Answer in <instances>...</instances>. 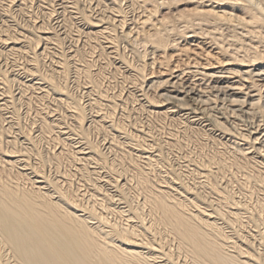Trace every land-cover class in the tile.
Returning a JSON list of instances; mask_svg holds the SVG:
<instances>
[{
	"label": "bare ground",
	"instance_id": "obj_1",
	"mask_svg": "<svg viewBox=\"0 0 264 264\" xmlns=\"http://www.w3.org/2000/svg\"><path fill=\"white\" fill-rule=\"evenodd\" d=\"M64 1L81 19L82 29L87 28V39L107 57V65L134 73L156 118L180 115L194 135L187 136H207L224 150L216 147L211 155L190 156L186 166L158 175L155 158L142 143L144 136L131 134L128 125L115 120L117 99L100 87L91 64L79 70L89 85L86 97H96L87 104L83 95L76 97L69 90L72 58L60 57L55 70H44L39 62L46 52L44 48L40 53L42 42L60 43L59 31L46 23L33 24L32 30L29 26L34 65L24 71L37 82L31 87L41 91L38 99L52 96L64 112L58 117L48 111L34 128L21 126L19 135L28 141L24 145L14 130L15 121L22 125V99L14 97L18 84L14 87L17 82L0 68L5 96L0 95V112L12 111L7 113L15 120L7 127L0 113V264H264V0H90L92 13L81 4L86 0ZM180 3L195 7L176 13ZM80 29L78 39L85 34ZM14 35L3 40L22 51ZM124 43L127 47L122 48ZM169 52L192 61L190 67L187 62V68L178 64L173 69L175 54ZM156 68L165 71L147 74ZM89 106L98 110L91 122ZM67 119L72 123L63 128ZM113 132L131 137L128 142L135 144L125 146ZM95 134L107 138L105 143L92 138ZM45 139L62 151L55 152V146L53 152L41 149ZM178 140L166 141L169 149L182 147ZM157 145L162 156L166 147ZM62 160L70 169L58 173L60 177L48 175L45 166L52 161L59 166Z\"/></svg>",
	"mask_w": 264,
	"mask_h": 264
},
{
	"label": "rangeland",
	"instance_id": "obj_2",
	"mask_svg": "<svg viewBox=\"0 0 264 264\" xmlns=\"http://www.w3.org/2000/svg\"><path fill=\"white\" fill-rule=\"evenodd\" d=\"M24 1H26V0H24ZM23 0H17V2L16 3H14V5H12L11 4V2H7V0H0V29L2 28V30H0V32L2 31L3 32V34H1L2 36H0L1 38H2V40L4 39L5 40V38L6 39H8L9 38V36L10 35H14V36H16V37H18V39H20V45L18 46V47H22V51L20 50H17V49H19V48H16V49H14V48H12L13 47V45H11V41H9V43H6L4 40H3V42H2V40L0 39V53H1V55H0V64H1V66H0V68H1V70H3L4 69V71H6V72H8V74H9V76L11 77V79H13L14 81H16L17 83L16 84H13V86L15 87L17 84L19 85H17L16 87H15V90H14V93L16 94V96H15V94H14V97L16 98V99H22L21 100V103H18V106H19V121H21L22 122V125L20 124V127H18V125H17V122L14 120V118H13V116H12V114L11 113H7V112H12V111H1L0 113L1 114H5V115H3L4 116V118H6V126L8 125L9 126V124L11 125V123H14V121H15V123L14 124H16L15 126V128H14V130H16L15 131V133L16 132H18V136H19V138H20V141L21 142H25L24 143V145L25 144H27V142L28 141H25V139L23 140V138H24V136L23 135H21V137H20V135H19V128H21V126L22 127H25V128H27V127H32V128H34V127H37L38 125H33V123H35L36 124V122H38V119H39V117L42 115V116H44L45 115V113H47L48 111L49 112H53V110L55 111L54 112V115L56 116H58L59 117V115H60V110H61V112L63 113L64 111H63V107L61 106V105H57V104H55L53 101V97L51 96V99L53 100H51V99H38V98H40L41 97V91H39V90H37V92H36V90L34 89V88H32L31 86L33 85V84H36L37 82H34V81H32L31 79V77H27V75H26V73H25V68L26 69H30V68H32L33 67V65H34V63H33V59H32V57H33V54H31V51H30V49H29V46H28V41H29V39L31 38V35H30V33H29V29H30V27H31V30L33 29L32 27H34L33 26V24L35 25V26H41L43 23H46L48 26H49V28H52L53 29V27H54V31L55 32H57V31H59V32H57V34H58V39H59V42L60 43H55L54 41V43L52 42V41H43L42 43H43V49L40 51V53L44 50V48H46V52H43V53H45V54H43L41 57H39V62H40V64L42 65V67H44V70L45 69H56V67L59 65V62H58V60L59 61H61V59H63V57H66V58H72V59H70L69 60V64H71V80H70V84H69V90H70V93L71 94H73L74 96H76L77 97V94H78V97L80 98L82 95V97H83V100H85L84 102H87V104L89 103V98H90V100L91 101H93L92 99L93 98H96L95 96L94 97H86L87 95L85 94L87 91V89L86 88H88L89 87V85H85L86 83H83L84 82V77H83V75L82 74H80L79 73V70H81V69H83V67L85 66V65H87V64H91L90 66H91V71L93 72V75L95 76V78L97 79V80H99L100 81V87H101V85H102V89H104V91H106L107 92V94H109V96H111V97H116V99H117V103H118V108H117V111H116V113H115V120L116 121H120L121 123L123 122L124 123V125H125V127L127 128L128 126V130L131 132V134H136V135H138L139 137L140 136H142V137H140V138H142L143 139V136H144V139L145 140H143V145H146L147 147H146V149L151 153L150 155H152V157H153V159L155 158V159H157V162H156V160L154 161L153 160V164H155L154 165V169L156 170V168H157V170L155 171V173L157 172V174L158 175H163L164 174V176H167L168 175V170H169V168H171V167H174L175 169H178L179 167H181V166H184V164H185V166L187 165V160L189 161H191V157H192V159L193 158H195V155H196V158L198 157V156H201V155H203V154H205V156L206 155H211V154H213V153H215L216 151V149L217 148H219V149H221V150H224L223 149V147L222 146H217V144H215L213 141L214 140H211V139H209V137H202V136H200L199 137V140H196V139H194V138H192V137H189V136H187V135H190V136H192L193 135V132H192V130L190 129V128H187V125H183V123H182V121L183 120H179L180 119V115L179 116H173V118H172V120L170 119L171 117H172V115L170 116V118H167L166 119V117H164V118H162L163 119V121H162V119L160 118V119H158V118H156L157 116L156 115H154L153 113H151V109L149 108V104L148 103H146L144 100H143V98L144 97H142L141 96V93H140V91H139V89H138V87H137V85L135 84V82H134V77L133 76H131V75H134V73H132L131 71L130 72H128L126 69H124L125 67H122L120 70L118 69V72H117V67H115V66H109V65H107V57H105V56H103L102 54H101V50H100V48L98 47V49H97V47H95V43H94V41H90L89 39H87L88 37L86 36L87 34L86 33H88V30H87V28H83L82 29V27H83V24H82V21H81V19L79 18V16H76L75 14H74V12L75 11H73V9L69 6V5H71V4H67L66 3V1H64V0H27L26 2H24ZM30 1H32V2H30ZM45 1H47V2H45ZM53 1V2H52ZM64 1V2H63ZM88 1V2H87ZM89 1L90 0H86V3H84V2H82L81 4L83 5V7H85V9L86 10H88L89 11V13H92V12H90L91 11V9H90V5H89ZM20 2V3H19ZM24 2V3H23ZM63 2V3H62ZM7 3V4H6ZM22 3V4H21ZM26 3V4H25ZM32 3V4H31ZM21 4V5H20ZM30 4V5H29ZM65 5L66 6V10L68 11H65V12H67V14L66 13H64V8H65V6L63 7V6H61V5ZM86 4V5H85ZM124 4V3H123ZM182 4V5H181ZM184 4H186V3H180V5H179V7H177L176 8V10L175 9H173V13H175V11H176V13H178V11H180V10H184V8L186 9L187 7L189 8V9H192V8H194L195 7V5H184ZM68 5V6H67ZM26 6V7H25ZM45 6V7H44ZM89 6V7H88ZM193 6V7H192ZM57 7V8H56ZM61 7H63V8H61ZM123 7H124V9H126L127 8V5L126 6H124L123 5ZM7 8V9H6ZM8 8H10V10L8 9ZM13 8V9H12ZM20 8V9H19ZM70 8V9H69ZM93 9H95V6L94 7H92ZM180 10H179V9ZM181 8H183V9H181ZM22 9H24V11L22 10ZM56 10V12H54L55 10ZM24 12V13H22V11ZM95 10H97V9H95ZM8 11H10L11 13H7ZM27 11V12H26ZM33 11V12H32ZM37 11V12H36ZM63 11V12H62ZM128 11V10H127ZM6 12V13H5ZM46 14H45V13ZM49 12V13H48ZM33 13L35 14V15H33ZM53 13H55V14H53ZM70 13V14H69ZM139 13V12H138ZM175 13V14H176ZM10 14H12V16L10 15ZM22 14V15H21ZM52 14L53 15H55V16H52ZM57 14V15H56ZM136 14V13H135ZM8 15H10V16H8ZM27 15V16H26ZM43 15V16H42ZM69 15V16H68ZM72 15V16H71ZM132 15L134 16V13L133 14H131L130 15V18L129 19H131V17H132ZM34 16V17H33ZM38 16V17H37ZM44 16H46L45 18H47V19H45L44 18ZM50 16V17H49ZM64 16H65V18L66 19H64ZM73 16H75V17H73ZM14 17V18H13ZM57 17V18H56ZM61 17V18H60ZM70 17H72V18H75V19H73L72 21H71V18ZM78 18H79V20H78ZM17 19V20H16ZM50 19V20H49ZM36 20V21H35ZM22 21V22H21ZM50 21V22H49ZM65 23H64V22ZM16 22V23H15ZM17 22H19V23H17ZM49 22V23H48ZM40 24V25H39ZM65 24V25H64ZM9 25V26H8ZM28 26V27H27ZM30 26V27H29ZM78 26V27H77ZM82 26V27H81ZM5 28V30H4V28ZM9 27V28H8ZM12 27H13V29H12ZM22 27H24L23 29H22ZM58 27V28H57ZM65 27H66V29H65ZM68 27V28H67ZM11 28V29H10ZM81 28V29H80ZM10 29V31L11 32H13V33H11L10 31H8ZM18 29V30H17ZM82 30V34H83V32H85V34L84 35H82L81 36V39H78L79 38V33H78V30ZM85 29V30H84ZM7 30V31H6ZM23 30V31H22ZM77 30V31H76ZM16 31V32H15ZM20 31H21V33H20ZM27 31V32H26ZM8 33L7 35L5 34V33ZM25 32V33H24ZM74 32V33H73ZM10 34V35H9ZM24 34H25V36H24ZM28 34V35H27ZM79 34V35H78ZM18 35V36H17ZM21 35V36H20ZM6 36H8V38L6 37ZM13 36V37H14ZM24 36V37H23ZM71 36H72V38H71ZM86 36V37H85ZM11 37V36H10ZM61 37V38H60ZM23 38V41L21 40ZM28 38V39H27ZM65 38V39H64ZM76 40H75V39ZM24 39H27V40H24ZM61 39V40H60ZM57 40V39H56ZM64 40V41H63ZM78 40V41H77ZM81 40V41H80ZM84 40H87V41H89V43L87 42V41H84ZM80 41V42H79ZM6 44H5V43ZM46 42V43H45ZM88 43V45H87V43ZM3 43V44H2ZM23 43H24V47H23ZM45 43V44H44ZM76 43V44H75ZM92 43V44H91ZM69 44V45H68ZM11 45V46H10ZM44 45H46V46H44ZM78 45V46H77ZM88 47H87V46ZM127 44H125L124 43V45H122V48L124 47V46H126ZM93 46V47H92ZM94 47H95V49H94ZM127 47V46H126ZM57 48V49H56ZM72 48V49H71ZM131 48V47H130ZM129 47H128V49L131 51V49H130ZM138 48V50H141V52H143V49H141V47H137ZM10 49V50H9ZM59 49V50H58ZM64 49V50H63ZM79 49V50H78ZM92 49H94V51L92 50ZM97 49V50H96ZM2 50H3V55H2ZM11 50H12V52H11ZM16 50V51H15ZM128 50V51H129ZM18 51V52H17ZM28 51V52H27ZM48 51V52H47ZM77 51V53H75ZM125 51V50H124ZM21 52V53H20ZM27 52V53H26ZM78 52H81V54H78ZM89 52V53H88ZM127 52V51H126ZM6 53V54H5ZM11 53V54H10ZM18 53V54H17ZM20 53V54H19ZM29 53V54H28ZM58 53V54H57ZM65 53V54H64ZM75 53V54H74ZM99 53V54H98ZM128 53V52H127ZM130 54H131V52H129ZM61 54V55H60ZM64 54V55H63ZM72 54H74V56L72 55ZM77 54L79 55V56H77ZM169 54H175V55H172L173 56V62H172V64H173V69H176L177 68V66H178V64L180 65V66H178V67H180V68H184L185 69V67L187 66V67H190V63L189 62H192V61H189L188 59L186 60V57H184V56H180V55H176L177 53H173V52H169ZM12 55V56H11ZM21 55H23V56H21ZM69 55V56H68ZM84 55V56H83ZM100 55L101 56H103L104 57V59H103V57H100ZM109 55V54H108ZM7 58H6V57ZM29 56V57H28ZM47 56V57H46ZM68 56V57H67ZM70 56H72V57H70ZM83 58V59H81V57ZM60 57H61V59H60ZM79 57H80V59H79ZM109 57V56H108ZM113 57V56H112ZM193 58H194V56H192ZM99 58V59H98ZM106 58V59H105ZM110 58H111V55H110ZM76 60V61H75ZM78 60V61H77ZM82 60H84V61H82ZM103 60H105V61H103ZM80 61V62H79ZM97 61V62H96ZM83 62V63H82ZM181 62V63H180ZM188 62V64L186 65V63ZM201 62H203V61H201ZM32 65H31V64ZM77 63V64H76ZM79 63V64H78ZM85 63V64H84ZM76 64V65H75ZM106 64V65H105ZM30 65V66H29ZM105 65V66H104ZM184 67H183V66ZM9 66V67H8ZM80 66H81V68H80ZM104 66V67H103ZM107 66V67H106ZM109 66V67H108ZM28 67V68H27ZM46 67V68H45ZM49 67H51V68H49ZM186 67V68H187ZM7 68V69H6ZM23 68V69H22ZM93 68V69H92ZM106 68V69H105ZM14 69V70H13ZM11 70V71H10ZM16 70V71H15ZM23 70V71H22ZM13 71V72H12ZM15 71V72H14ZM101 71V72H100ZM122 71V72H121ZM162 72H164L165 70H161ZM160 71V69H154V70H149L148 72H147V74H149V76H152V73H155V74H153V75H158V73H160L161 72ZM12 73V74H11ZM120 73V74H119ZM131 73V74H130ZM17 74V75H16ZM123 74V75H122ZM79 75H80V77H79ZM116 75V76H115ZM78 76V77H77ZM17 80H16V79ZM19 78V79H18ZM21 78V79H20ZM107 78V79H106ZM110 79V80H109ZM132 79V80H131ZM195 78H192V80H194ZM18 81H21L20 83L18 82ZM24 82V83H23ZM34 82V83H33ZM80 82V83H79ZM132 82V83H131ZM15 83V82H14ZM82 83H83V85H82ZM2 83L0 82V88L1 87H3V88H1L0 89V95L2 96V97H5L4 95H3V93H2V90L4 89V86H2L1 85ZM31 84V85H30ZM104 84V85H103ZM110 84V85H109ZM113 85V86H112ZM21 86V87H20ZM13 87V88H14ZM78 87V88H77ZM108 87V88H107ZM17 88V89H16ZM35 88H37V87H35ZM121 88V89H120ZM79 89V90H78ZM81 89V90H80ZM111 89V90H110ZM26 90H27V92H26ZM35 90V91H34ZM123 90V91H122ZM125 90V91H124ZM131 90V91H130ZM40 92V93H39ZM123 92V93H122ZM132 92H136L135 94H133ZM132 95H131V94ZM85 94V95H84ZM120 94H121V96H120ZM124 94V95H123ZM81 95V96H80ZM115 95V96H114ZM117 95H118V97L119 98H117ZM133 95H134V97H133ZM40 96V97H39ZM124 98H123V97ZM128 96V97H127ZM130 96V97H129ZM135 96H137V97H135ZM2 97H0L1 99H3ZM84 97H86V98H84ZM121 97V98H120ZM139 97V98H138ZM92 98V99H91ZM129 98L131 99V100H129ZM0 99V100H1ZM24 99V100H23ZM30 99H31V101H30ZM120 99H122V101L123 102H121V100ZM127 100H129V101H127ZM132 100H133V102H132ZM136 102H135V101ZM138 100H140V101H138ZM51 101V102H50ZM126 101V102H125ZM34 102V103H33ZM129 102V103H128ZM135 102V103H134ZM141 104H140V103ZM3 103V101H0V104H2ZM26 103V104H25ZM105 103H107V102H104L103 103V105H108V104H105ZM122 104L121 106H120V104ZM124 103V104H123ZM20 104V105H19ZM25 104V105H24ZM94 104V103H93ZM128 104V105H127ZM144 104V105H143ZM148 104V105H147ZM57 107H56V106ZM141 105H143V107L141 106ZM22 106V107H21ZM144 106L146 107V109L144 108ZM21 107V108H20ZM47 107H49V108H47ZM53 107V108H52ZM126 107V108H125ZM30 108V109H29ZM52 108V109H51ZM59 108V109H58ZM61 108H63V109H61ZM92 108V107H88V113L87 114H89L88 115V120L91 122L92 121V118H91V116L92 115H94L95 114V112H97L98 110L97 109H95V108H92V110H90V109ZM105 108H107L108 109V107L107 106H104V107H102V109L103 110H105ZM143 109V110H139V109ZM22 109V110H21ZM27 109V110H26ZM123 109V110H122ZM150 109V110H149ZM148 110V111H147ZM33 111V112H32ZM89 111H91V112H89ZM5 112V113H4ZM8 114V115H7ZM11 114V115H10ZM38 114H40V115H38ZM53 115V116H54ZM11 116V117H10ZM149 116V117H148ZM57 117V118H58ZM139 117V118H138ZM177 117V118H176ZM9 118V119H8ZM56 117H55V119H57ZM59 119H61V117L59 118ZM141 119V120H140ZM35 120V121H34ZM178 120V121H177ZM62 121V120H61ZM65 120H63L62 121V123L64 124L63 125V128H68V126L66 127V122H67V124L69 123H72V121L71 120H69V119H67L65 122H64ZM133 121V122H132ZM172 121V122H171ZM174 121V122H173ZM180 121V122H179ZM179 122V123H178ZM26 123V124H25ZM122 123V124H123ZM127 123V124H126ZM144 123V124H143ZM31 124V125H30ZM131 124H133V125H131ZM29 125V126H28ZM126 125H128V126H126ZM7 126V127H8ZM130 126H131V128H130ZM137 127V128H136ZM164 127V128H163ZM18 128V129H17ZM193 129L195 128V126H193L192 127ZM196 128H198V127H196ZM131 129V130H130ZM135 129V130H134ZM189 129V130H188ZM139 130V131H138ZM142 130H143V132H142ZM56 131H58V130H56ZM67 131V130H66ZM186 131V132H185ZM145 132V133H144ZM192 132V133H191ZM141 133H143V134H141ZM149 133V134H148ZM112 134H114V135H116L119 139V142H121V143H125L126 145L125 146H129V143L130 142H132L133 140L131 139V137H128V138H125V137H127L126 135H123V137L121 136V134H117V133H115V132H113ZM145 134V135H144ZM15 135V134H14ZM36 136L38 135L37 133L35 134ZM99 136V137H98ZM101 136V137H100ZM124 139H121V137ZM137 136V137H138ZM152 136H154L155 138H156V140H155V138L154 137H152ZM46 137H49V136H46ZM146 137H147V139H146ZM189 137V138H188ZM193 137H194V135H193ZM92 138H94V139H98L97 141H99V142H101L102 141V143H105L104 141H105V139H107V138H105L103 135H93L92 136ZM110 138H113V136L111 135L108 139H110ZM154 138V139H153ZM180 140V142H182L183 141V143H181V145H183L182 147L180 146V144L178 145V146H173V147H170V149H169V145L170 144H168V143H166V141H168L169 143H173V142H175L174 141V139L175 140H178V139ZM181 138V139H180ZM206 138H208V139H206ZM211 138V137H210ZM129 139L130 140H132V141H130V142H128L129 141ZM141 139V140H142ZM171 139V140H170ZM193 139V140H192ZM206 139V140H205ZM104 140V141H103ZM138 140H139V138H138ZM150 140V141H149ZM153 140V141H152ZM157 141V142H155V141ZM160 140V141H159ZM173 140V141H172ZM178 140V141H179ZM182 140V141H181ZM189 140V141H188ZM196 140V141H195ZM45 141L47 142V143H45ZM49 141V139H45L44 141H42L41 143H40V148L42 149L43 148V150L44 151H46V152H49V151H52L53 152V148H54V146H55V152H57V151H59L58 153H60L61 151H62V149H61V146H56L55 145V143H53L52 141L50 142H48ZM144 142H149L150 144H149V147H148V143H144ZM154 142L156 143V144H154ZM162 144H161V143ZM188 142V143H187ZM201 142H202V145H200L201 144ZM204 142V143H203ZM102 143H101V145H102ZM106 143H108V141H106ZM128 143V144H127ZM132 143H134L135 144V142H132ZM151 143H153V144H151ZM163 143H164V145H163ZM176 143V142H175ZM198 143H200V144H198ZM157 144H159L160 146L161 145H163V147H166L165 149H163V150H165L164 152H163V155L162 156H164V158H166L165 160H164V158H162V156H161V154H160V152L158 151V150H156V149H158V145ZM168 144V145H167ZM187 144V145H186ZM43 145V146H42ZM51 147H50V146ZM155 145L157 146V148H155ZM204 145V146H203ZM154 146V147H153ZM179 146L181 147L180 149H179ZM60 147V148H59ZM107 147V146H106ZM178 147V148H177ZM212 147H213V149H212ZM217 147V148H216ZM51 148V149H50ZM152 148H155V149H152ZM203 148V149H202ZM210 148V149H209ZM61 149V150H60ZM171 149H173V151L171 150ZM187 149V150H186ZM42 150V151H43ZM154 150V151H153ZM179 150V151H178ZM201 150V151H200ZM203 150V151H202ZM168 151V152H167ZM198 151V152H197ZM204 151H205V153H204ZM181 152V153H180ZM190 152V153H189ZM213 152V153H212ZM227 154L229 153V152H231V150H226L225 151ZM155 153H159L158 155L156 154L155 155ZM178 153V154H177ZM187 153V154H186ZM191 153H192V155H191ZM140 154V153H139ZM190 154V155H189ZM197 154H198V156H197ZM154 155V156H153ZM183 155H184V160H182V158H183ZM158 156V157H157ZM186 156V157H185ZM188 156V157H187ZM191 156V157H190ZM115 156H113V158H114ZM143 157H146V155H144ZM160 157V158H159ZM179 157H181L180 159H179ZM190 157V158H189ZM112 157H111V159H113ZM160 160V161H159ZM162 160H164V161H162ZM179 160V161H178ZM145 161V160H144ZM162 161V162H161ZM33 162L34 163H37V159H35V157H34V160H33ZM39 162V161H38ZM53 162V164L52 165H56V166H52L50 163H48L49 164V166H48V164L45 166L46 168H45V170H46V172L48 173V175H50V173H51V177H54V178H56V177H60L59 176V174L58 173H61V172H65V170L68 168V169H70V167H69V165H68V163L67 162H64L63 160L62 161H60V164L61 165H59V166H57L58 165V163L56 164V162L54 163V161H52ZM167 162V163H166ZM187 162V163H186ZM159 163V164H158ZM161 163H163V164H161ZM170 164H171V166H170ZM178 164V165H177ZM157 165V166H156ZM162 165V166H161ZM167 165V166H166ZM180 165V166H179ZM48 166V167H47ZM51 166V167H50ZM179 166V167H178ZM54 167H59V168H54ZM91 167H94V165L93 166H91ZM163 167V168H162ZM167 167V168H166ZM59 169V170H58ZM67 169V170H68ZM75 169V168H74ZM162 171H161V170ZM173 169V168H172ZM192 169H193V166H192ZM52 170V171H51ZM55 170V171H54ZM60 171V172H58V171ZM62 170V171H61ZM66 170V171H67ZM160 170V171H159ZM171 170V169H170ZM57 171V172H56ZM165 171H167V172H165ZM52 172H54V173H52ZM161 172V173H160ZM163 173V174H162ZM167 173V174H166ZM55 174V175H54ZM61 175V174H60Z\"/></svg>",
	"mask_w": 264,
	"mask_h": 264
}]
</instances>
